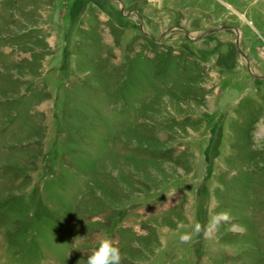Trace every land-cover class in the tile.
Segmentation results:
<instances>
[{"label": "rangeland", "instance_id": "obj_1", "mask_svg": "<svg viewBox=\"0 0 264 264\" xmlns=\"http://www.w3.org/2000/svg\"><path fill=\"white\" fill-rule=\"evenodd\" d=\"M103 237L121 264H264V0H0V264Z\"/></svg>", "mask_w": 264, "mask_h": 264}, {"label": "clouds", "instance_id": "obj_2", "mask_svg": "<svg viewBox=\"0 0 264 264\" xmlns=\"http://www.w3.org/2000/svg\"><path fill=\"white\" fill-rule=\"evenodd\" d=\"M233 219L228 210L214 213L206 225L195 224L194 233H203L205 237H211L222 224H231ZM192 235V233H186L181 235L180 239L182 242L189 243ZM121 260L122 255L118 245L113 239L103 237L99 240L98 247L88 255L86 264H121Z\"/></svg>", "mask_w": 264, "mask_h": 264}, {"label": "water", "instance_id": "obj_3", "mask_svg": "<svg viewBox=\"0 0 264 264\" xmlns=\"http://www.w3.org/2000/svg\"><path fill=\"white\" fill-rule=\"evenodd\" d=\"M220 28H226V29H230V28H232V29H235V28H233V27H229V26H221ZM213 29H210V30H208V31H212ZM236 49H237V51L246 59V61H247V57L244 55V53L242 52V50L240 49V47H239V45H238V42H237V39H236ZM251 73V72H250ZM252 74V73H251ZM253 76H255V77H257L256 75H254V74H252Z\"/></svg>", "mask_w": 264, "mask_h": 264}]
</instances>
